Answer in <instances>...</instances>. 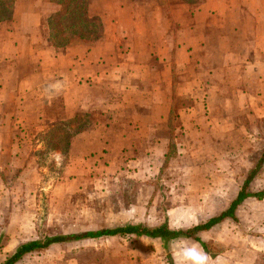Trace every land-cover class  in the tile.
Here are the masks:
<instances>
[{
  "label": "rangeland",
  "instance_id": "1",
  "mask_svg": "<svg viewBox=\"0 0 264 264\" xmlns=\"http://www.w3.org/2000/svg\"><path fill=\"white\" fill-rule=\"evenodd\" d=\"M174 1L195 7L201 0H163L164 16ZM0 17V23L9 18ZM26 62L17 64L24 69ZM6 96L3 110L20 118L5 123L0 135V263L18 244L42 236L128 222L193 226L226 209L243 185L248 193L264 191V123L250 131L234 108L226 110L233 122L210 134L216 141L194 140L172 125L169 140L144 144L127 125L138 109L114 108L116 114L87 106L74 115L87 114L89 123L63 153L47 147L44 133L74 115L52 120L45 98L39 107L29 93L28 103L15 108L17 100ZM174 116L184 117L180 110ZM236 215L199 234L206 251L187 238L163 244L148 236H103L54 243L14 264H264V198H246Z\"/></svg>",
  "mask_w": 264,
  "mask_h": 264
},
{
  "label": "crops",
  "instance_id": "2",
  "mask_svg": "<svg viewBox=\"0 0 264 264\" xmlns=\"http://www.w3.org/2000/svg\"><path fill=\"white\" fill-rule=\"evenodd\" d=\"M174 2L164 16L163 0H91L87 12L100 18L102 37L74 40L58 53L47 26L58 5L13 0L0 28V135L20 118L3 110L6 95L19 108L29 93L39 107L45 98L52 120L87 106L138 109L127 125L144 144L169 140L172 125L194 140L216 141L215 126L233 122L228 108L254 132L264 123V0ZM24 60L29 65L20 69ZM175 110L184 117L173 119Z\"/></svg>",
  "mask_w": 264,
  "mask_h": 264
},
{
  "label": "trees",
  "instance_id": "3",
  "mask_svg": "<svg viewBox=\"0 0 264 264\" xmlns=\"http://www.w3.org/2000/svg\"><path fill=\"white\" fill-rule=\"evenodd\" d=\"M58 5L56 11L52 12L47 19L49 41L56 48H64L70 42L77 39H86L91 42L100 39L103 35V25L96 15H89L88 4L91 0H50ZM13 0H0V14L10 15ZM72 17V22L65 23L67 18ZM1 18V17H0ZM3 18V17H2ZM1 20V19H0ZM87 114L77 113L71 118L53 123L44 133L47 147L59 149L66 153L69 141L75 133L79 132L88 123ZM264 159V148L262 152ZM246 183V182H245ZM246 186L237 192L231 199L228 207L218 215L210 217L208 220L189 227L170 228L166 223L155 226H148L141 223H124L113 227H105L97 230H86L73 234H59L53 236H42L18 244L15 249L7 255L0 264H14L25 254L48 248L50 245L59 242H70L87 238H99L103 236H148L160 238L163 244L178 238L193 239L199 243L206 251V244L201 240L200 233L209 230L212 226L222 221L224 218L235 219L236 207L248 196L257 198L264 197V191L248 193Z\"/></svg>",
  "mask_w": 264,
  "mask_h": 264
}]
</instances>
